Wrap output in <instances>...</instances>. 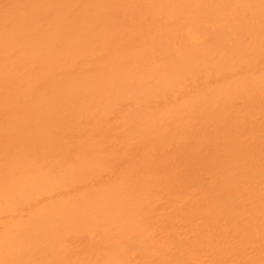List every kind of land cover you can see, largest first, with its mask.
I'll use <instances>...</instances> for the list:
<instances>
[{"label": "bare ground", "instance_id": "1", "mask_svg": "<svg viewBox=\"0 0 264 264\" xmlns=\"http://www.w3.org/2000/svg\"><path fill=\"white\" fill-rule=\"evenodd\" d=\"M0 264H264V0H0Z\"/></svg>", "mask_w": 264, "mask_h": 264}]
</instances>
